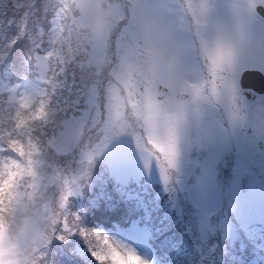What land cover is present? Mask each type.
I'll return each instance as SVG.
<instances>
[{"label": "rangeland", "instance_id": "rangeland-1", "mask_svg": "<svg viewBox=\"0 0 264 264\" xmlns=\"http://www.w3.org/2000/svg\"><path fill=\"white\" fill-rule=\"evenodd\" d=\"M74 1L82 9L79 8L81 15L76 10L79 34L82 35L84 27L87 41L95 43L91 49L95 64H99L104 56L111 31L118 32V40L114 39L118 47L105 51V63L96 65L95 69L103 72L102 90L107 96L108 113L106 115L103 107L100 113L87 105V90L81 100L75 101L78 102L76 114L66 115L64 121H69L73 127L66 142L67 151L76 160L68 168L53 170L51 176L35 173L33 179L39 183L34 191L25 194L34 197L39 208L31 210L33 200L19 194L23 198L15 200L13 206L24 214L22 219H35L36 213L44 212L41 196L45 194L56 195L61 209L68 205L67 197L74 211L79 210L74 207L83 203L100 206L101 199L96 195L86 198L75 191L78 177L87 182L100 171L102 176L106 173L110 178L107 191L113 184L138 186L143 183L140 181L161 188L162 192H169L170 186L178 190L189 189L195 206L209 215L219 213L229 222L225 231L227 252H239V245L244 242L242 237L257 238L253 247L264 252V136L260 141L244 137V142L236 135L238 125H246L245 129L256 136L264 135L255 127L256 124L264 128V115L250 108L238 83L232 82L240 80L246 71L264 74V18L257 8L259 4L264 6V0ZM63 14L64 9L54 20L53 40L47 51L36 55L40 63L38 73L26 69L19 76L0 73V102L8 110L13 108L16 115L22 110L29 114L42 112L47 104L64 106V81H57L63 71L51 60V55L58 61L61 56L65 57L62 44L68 38V31L66 21H61ZM55 43L58 44L56 48ZM125 49L130 51L140 71L149 77L148 85L143 84L140 89L145 103L152 106L151 110L145 108L138 113L118 88L122 81L132 102L142 105L140 91L135 88L137 85L129 84V87L121 74L120 81L116 76L127 53ZM193 49L204 55L221 51L225 57L229 52L233 54L235 66L229 67L223 60L222 65L230 69L228 76L234 83L231 88L235 89L230 93L232 101L239 93L236 96L243 100L242 106L247 109L246 116L239 122L234 120L233 113L218 115L209 103L219 93V80L211 75L204 79L189 75L194 64ZM92 52H88L89 55ZM210 59L209 56L205 62ZM9 76L18 84H14ZM135 77L139 84V78ZM44 83L49 84L47 89H44ZM175 91L187 94L191 99L178 98ZM5 92L8 96L3 99ZM106 133L108 139L116 143H107L101 150L97 140ZM64 140L65 137L58 139L60 144ZM23 174L24 170L19 175L26 178ZM58 178L67 182L68 190L50 192L53 187L55 189ZM29 211L33 216L27 215ZM88 218L89 215L84 219ZM166 220L153 219L158 224ZM193 220L205 228L199 223L200 219ZM134 224L139 226L109 232L122 240L125 248L136 252L143 264H165L149 241V231L142 228L137 219ZM141 224H148V219H142ZM11 229L7 223L0 233ZM155 232L153 237H156ZM20 237L25 242L31 241L26 235ZM234 238L242 240L235 241ZM259 240L262 242L258 243ZM10 243V240L0 241V254ZM252 244L253 241L248 246L251 248ZM5 261L9 264L11 258Z\"/></svg>", "mask_w": 264, "mask_h": 264}, {"label": "trees", "instance_id": "trees-1", "mask_svg": "<svg viewBox=\"0 0 264 264\" xmlns=\"http://www.w3.org/2000/svg\"><path fill=\"white\" fill-rule=\"evenodd\" d=\"M79 8L74 0H0L1 74L19 76L24 69L36 72L31 63L36 64V55L44 54L52 42L54 20L62 9L64 14L61 21H66L68 31V38L62 44L65 57L61 56L58 61L51 55L58 70L63 71L57 81H64V106L47 104L42 112L29 114L22 110L16 115L13 108L8 110L0 102V178L7 177L6 180L0 179V232L7 223L12 227L11 231L0 233V241H11L8 248L0 254H4L0 257V264H5L8 258H11L9 264H29L28 260L19 259L22 235H26V239L31 241L39 239L46 244L44 264L101 262L96 257L99 252L88 245L90 233L111 235L110 229L139 226L134 224L135 219L142 228L149 231V241L159 260L165 264H263V250L253 247L257 238L254 240L252 237H242L244 242L239 245L240 251L227 252L225 231L229 222L219 213L209 215L206 210L195 206L189 189L178 190L170 186L169 192H162L161 188L147 186L145 181H140L143 183L138 186L119 187L113 184L111 190L107 191L110 178L106 173L102 176L100 171L87 182L78 177V187L75 189L86 198L96 195L101 199L100 206L83 203L78 207L73 206L79 209L74 211L67 197L68 205L61 209L56 195L45 194L41 196L43 216L56 225L51 236L39 231L36 219H22L20 224H14L17 213H21L19 208L13 206L15 200L23 198L19 194L33 200L31 210L39 208L34 197L25 194L34 191L39 183L33 179L35 173L51 176L53 170L68 168L76 160L67 151L66 142L73 127L69 121H64L66 115L76 114L78 102L75 101L81 100L87 90V105L100 113L103 107L106 115L108 113L107 96L102 90L103 72L95 71L96 65L105 62L101 59L99 64H95L91 50L95 43L87 41L89 38L84 27L82 35L79 34L76 12L77 10L79 15L82 14V9ZM116 38L118 40V32L113 29L110 37L108 36L109 50L116 46ZM54 46L56 48L58 44L55 43ZM88 52H92V55ZM126 56L132 57L130 51ZM127 70L132 74L134 70H138V65L134 70L130 66ZM9 78L15 82L11 76ZM148 83L149 77L144 80L146 86ZM43 85L47 89L49 84ZM2 98L6 99V95L3 94ZM93 104L97 106H92ZM103 130L107 131L106 127ZM60 137H65L62 144L58 141ZM107 143L116 142L112 143L106 133L105 136H99L97 147L103 150ZM23 170L26 178L19 175ZM20 181L25 182L21 185ZM64 182L66 181L58 178L55 189L53 187L50 192L68 190L67 182L62 188ZM13 185L17 190L9 192ZM87 215L89 218L84 219ZM142 219H148V224L142 225ZM153 219L167 220L158 224ZM193 219H200L199 223L205 228H201L197 220ZM154 232L156 237L152 236ZM252 241L250 248L248 244ZM261 242L262 240L258 241Z\"/></svg>", "mask_w": 264, "mask_h": 264}, {"label": "clouds", "instance_id": "clouds-1", "mask_svg": "<svg viewBox=\"0 0 264 264\" xmlns=\"http://www.w3.org/2000/svg\"><path fill=\"white\" fill-rule=\"evenodd\" d=\"M194 56V64L190 76H194L197 79H204L206 76L211 75L220 81L219 84V93L215 99L210 100L209 103L213 109L216 110L218 115L227 116L233 112H239L241 114L246 113V107L237 108L233 103L231 98V85L228 76V72L230 69L227 66L222 65V60L218 59V53L209 55H204L199 50L193 49ZM209 56L211 57L210 62H205L209 60ZM0 179H7V177H3ZM25 181H20L21 185ZM15 185H13L9 192L16 191ZM23 213H17L14 224H20L23 218ZM28 216H33V213L29 211L27 213ZM37 227L40 232L46 233L48 236H51L52 232L56 229V225L54 223L49 222L47 219L43 218V213L38 212L35 214ZM88 245L95 251L102 253L108 250L109 245L116 246L123 250L131 249L125 248L124 242L114 235H105L100 234L97 235L95 233H90L88 239ZM20 257L21 260H28L29 264H44V259L47 256V246L41 240L37 239L35 241L25 242L23 238H21L20 245ZM137 254L136 252H134ZM93 264H102L99 261H93ZM103 264H112L111 261H105Z\"/></svg>", "mask_w": 264, "mask_h": 264}, {"label": "snow or ice", "instance_id": "snow-or-ice-1", "mask_svg": "<svg viewBox=\"0 0 264 264\" xmlns=\"http://www.w3.org/2000/svg\"><path fill=\"white\" fill-rule=\"evenodd\" d=\"M218 57L220 60L226 61L229 67L235 66V58L231 52L225 57V54L221 51L218 53ZM96 257L102 264L105 261H111L112 264H143L141 258L134 252L123 250L112 245H109L107 251L97 253Z\"/></svg>", "mask_w": 264, "mask_h": 264}, {"label": "flooded vegetation", "instance_id": "flooded-vegetation-1", "mask_svg": "<svg viewBox=\"0 0 264 264\" xmlns=\"http://www.w3.org/2000/svg\"><path fill=\"white\" fill-rule=\"evenodd\" d=\"M261 6L262 5L259 4L258 7H260L262 14L260 12H259V14L264 18V7H261ZM263 86H264V83H263ZM241 93L243 94L244 101H247V103H249L250 108H252L253 110L256 109V110H258L260 115H262V114L264 115V93L263 92L258 93L257 91H255L253 89H242ZM234 100H235V105L237 108L242 106L243 100L240 97L235 96ZM235 114H236V116H235L236 120L239 121L241 118H243V114H241L239 112H235ZM256 122L260 124V122H258V121H256ZM257 128L260 129L262 133H264L263 126H261L260 128L259 127H257ZM256 137L259 138V136H256Z\"/></svg>", "mask_w": 264, "mask_h": 264}, {"label": "water", "instance_id": "water-1", "mask_svg": "<svg viewBox=\"0 0 264 264\" xmlns=\"http://www.w3.org/2000/svg\"><path fill=\"white\" fill-rule=\"evenodd\" d=\"M258 11L262 14V11L258 8ZM263 74L257 71H247L242 75L241 85L245 89H253L258 93L264 92V86L260 85L263 82Z\"/></svg>", "mask_w": 264, "mask_h": 264}]
</instances>
